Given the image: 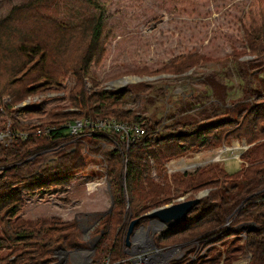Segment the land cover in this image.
<instances>
[{"label":"trees","instance_id":"trees-1","mask_svg":"<svg viewBox=\"0 0 264 264\" xmlns=\"http://www.w3.org/2000/svg\"><path fill=\"white\" fill-rule=\"evenodd\" d=\"M88 2L100 9V13L77 27L49 21L36 10L37 0L14 7L7 18L0 20V87L6 84L3 90L9 93L7 96L11 99L6 110L16 107L17 111L40 115L44 112L45 103L27 109L21 108L19 104L37 90L53 83L59 84L61 78L70 72L78 79L70 96L71 108L74 110H52L46 117L44 123L54 127V130L45 134V124L22 126L14 122L12 129L17 131L12 135L14 142L9 146L0 144V252L10 251L3 257L0 255V264H49L57 250L71 251L80 246L81 232L76 221L64 222L56 218L26 220L21 212L24 207L22 192L34 195L35 191H40L42 195L54 185H68L72 180L71 173L86 166L84 158L71 148L77 137L69 136L66 126L68 122L81 117H90L92 120L115 117L118 121L138 122L152 129H148L152 134L148 133L130 145L126 156L123 157L120 151L114 149H108L106 153L108 175L115 191L111 213L101 221L107 229L102 250L105 257L109 256L111 264H131L126 260L125 253L128 225L135 219H138L135 227L146 224L149 218L145 213L150 208L162 207L170 197L171 186L166 179L165 163L190 152L217 147L229 138L246 140L249 148L241 155V159L247 165L230 174L216 165L204 169L201 167L192 173L173 174L177 192L193 193L205 188L210 191L189 212L184 222L156 236L155 243L167 247L163 242L169 240L170 236L182 233L193 236L197 230L200 235L190 239V242L199 239L203 243L205 239L216 235L240 234L245 236L243 244L235 251H229L232 254L229 259H234L238 253H248L251 254L249 264H264V103L240 110L236 105L232 109L233 112L236 110L232 119L222 117L225 112H214L212 119L204 121L198 116L178 117L165 127L164 134L156 132L160 122L151 124L149 120L147 123L145 118L125 107L127 90L114 92L105 89L95 77L92 78L91 91L86 90L84 79L90 75L92 65L102 62L106 43L103 37L105 10L94 0ZM46 22L52 24L57 34L61 35L55 52L50 51L49 44L41 36L37 38L32 33L33 24L39 26ZM242 22L249 56L261 59L264 56V0H252ZM233 50L234 59H241L248 54ZM206 61V56L191 53L179 57L161 70L136 69L132 74L142 77L162 73L181 76ZM247 64L249 61L240 62L245 74ZM12 87L16 89L10 90ZM39 130L40 135L37 134ZM20 133L27 135L25 138L17 136ZM83 135L93 140V143L103 141L109 146L111 139H114L117 145H122L119 134L96 131L92 134L84 132ZM61 146L66 149H61ZM51 151H54V155L48 164L52 165L43 168V156ZM150 159L154 160L159 170L157 178L151 175ZM124 183L128 194V210ZM231 214L234 216L232 225L226 231L221 227ZM246 224L253 226L247 225L246 231L238 229ZM218 242L216 237L204 245L215 246ZM183 243H189V240ZM219 255L220 250H217L213 257L203 255L190 264H205L201 262L202 257L207 262L219 260Z\"/></svg>","mask_w":264,"mask_h":264},{"label":"rangeland","instance_id":"rangeland-1","mask_svg":"<svg viewBox=\"0 0 264 264\" xmlns=\"http://www.w3.org/2000/svg\"><path fill=\"white\" fill-rule=\"evenodd\" d=\"M31 1L35 0H0V20L7 18L14 7H20ZM37 1L35 8L40 14L51 22L58 21L66 26L77 27L100 13V9L89 3L88 0ZM94 1L105 10L103 37L106 43L102 62L99 65H92L90 75L84 79L88 92L93 88V77L110 91L127 90L125 107L145 118V122L149 120L151 124L160 122L156 132L161 131L163 134L166 132L165 127L172 124L178 117L198 116L204 121L207 118L212 119L214 112H225L226 114H223L222 117L232 119L231 117L236 114V110L232 111L234 106L238 105L240 110L241 108H250L257 103H264V56L261 59L249 56L250 52L243 37L242 20L252 0ZM46 24H39V26H33V24L32 33L37 38L41 36L40 38L49 44L50 51L55 52L59 46L61 35L57 34V29H54L52 24L47 22ZM21 29L25 30L26 28L21 27ZM233 49L238 53L247 52L248 54L241 59H234L232 57ZM191 53L206 56L208 61L181 76L162 73L142 77L132 74V71L136 69L161 70L179 57ZM241 61H249L246 66L247 74L241 70ZM249 71H252L251 74ZM136 76L152 78L125 85L121 83L120 79L122 78ZM61 79L59 84L47 85L21 101L19 105L24 109L45 103L44 112L40 115H29L27 111L14 112L11 119V136L13 133H17L12 129L14 122H18L22 126H39L45 124L46 117L52 110L61 109L65 112L74 110L71 108L70 96L77 86L78 79L72 72ZM5 85L0 87V102H2L5 111L4 115L0 113V131L6 128L3 119H8L11 112L16 110V107L10 111L6 110L11 99L7 96L9 93L3 90ZM11 89L16 88L12 87ZM171 115L174 116L171 117ZM145 128L147 131L148 129L152 131L147 125ZM224 144L231 147L235 145L249 146L245 139L229 138L227 141L223 140L222 144L217 147L201 152H190L175 159L169 163L172 171H169L164 165L166 179L171 186V195L162 206L190 200L191 196L194 199L199 194H203V198L210 191L205 188L193 193L191 191L177 192L174 189L173 174L192 173L198 168L204 169L214 165L230 174L240 170L243 165H247L243 159L237 157L238 154L236 157H232L235 154L234 151L226 152L223 159L215 160L213 158L216 155L214 150L220 149ZM71 148L84 158L86 166L71 173L72 180L68 185H54L50 187L48 193L42 195L40 191H35L34 195L22 192L24 207L21 216L26 220L56 218L64 222L76 221L81 232L80 246L76 248L75 252V249L71 250L74 252L73 257L71 253H55L49 264H88V259L92 264H95L96 261L99 263L106 256L102 250L105 240L103 242L102 240L107 229L102 226L103 222L101 224V221L111 213L110 208L115 191L114 184L108 175L106 153H108V149H114L120 151L124 157L130 147H125L124 144L114 145L113 142H110L109 146L103 141L93 143L89 137L82 135L75 140ZM61 149H66V147L61 146ZM197 154L201 156L196 157ZM53 155L54 151L44 154L43 168L45 165H52V163L48 164V160ZM185 157L187 160L184 159ZM211 159L214 160L209 161ZM149 164L152 170L151 175L157 178L159 170H157L154 160L150 159ZM184 165L187 166L184 167ZM217 178L222 179L223 177ZM89 182H94L97 185L88 191L87 183ZM123 186L127 200L126 209L128 210L126 184L124 183ZM153 209L155 208H150L145 216ZM233 217L232 214L228 216L221 228H225L226 231L230 229ZM154 223L155 221L149 218L146 224L140 226L147 230V235L153 243H155L154 238L164 232H159V225ZM188 227L189 225H187ZM134 228L135 231L139 227L134 226ZM243 228L247 230L248 226L238 229L246 231ZM99 230L101 231L98 232ZM153 234H155L154 237ZM199 235L200 232L197 230L193 236L188 233L170 236L169 240L163 242L167 247L158 246L155 243L157 248H164L169 252L166 257L161 255L156 257L153 262L155 264H175V262L181 261V264H190L203 255L213 257L216 255V251L220 250L219 260L207 262L202 257L201 262L205 264H249L251 254L248 253L244 255L238 253L234 259H229L232 256L229 251H235L242 246L244 235H216L219 242L215 246L210 244L207 247L204 243L216 237L205 239L203 243H200L199 239L190 242V239ZM188 240L189 243H183ZM8 253H10L9 250H3L0 255L3 257ZM83 255L86 257L84 258Z\"/></svg>","mask_w":264,"mask_h":264},{"label":"built area","instance_id":"built-area-1","mask_svg":"<svg viewBox=\"0 0 264 264\" xmlns=\"http://www.w3.org/2000/svg\"><path fill=\"white\" fill-rule=\"evenodd\" d=\"M16 111L17 110L11 112L8 119H3L6 124V128L0 131V143L5 144L6 146L14 142V139L11 136L10 128L12 122L11 119L14 116V112ZM0 113H3V115L5 114L2 102H0ZM66 126L68 128L67 129L68 135L77 138L81 137L84 134V132H87L88 134H92L96 131H100L109 134H119L120 141H122V144H124L125 147L127 146L128 148L130 147V145L134 144L137 140L141 139L144 135L151 133L147 131L145 125L143 124H140L138 122H122V121H118L115 118H97L96 120H92L90 117H81L79 119H75L72 122H69ZM52 130H54V127L46 126V125H44L43 127V131L45 132V134H48ZM40 132L41 131L39 130L37 134L40 135ZM18 135L25 138L27 133H20L17 134V136ZM111 141L113 142L114 145H117L114 139H111ZM248 148L249 146L246 145L245 146L235 145L234 147H231L229 145L224 144L220 149L214 150L216 152V155L213 158H215V160L223 159L226 152L229 151L235 152L234 154L235 156L233 155L232 157H236V155L238 154L237 157L241 158V155ZM199 156L201 155L197 154L196 157ZM184 159L187 160L186 157ZM212 160L214 159H211L209 161ZM165 166L169 171H172L169 163H166ZM185 166L187 165H184V167ZM94 185L97 184L94 182L87 183L88 191L93 189ZM75 251L76 249L74 250V252ZM74 252L73 251L71 252L72 257L74 255L73 254ZM168 252L169 250H166L164 248H157L155 243H153L151 238L147 235V230L144 227H140V226L135 231L133 230V232L130 234L128 245L125 243V253L127 254L126 260L130 261V259L132 258V260L130 261L131 264H155L153 261L155 260L156 257H160L161 255L166 257ZM163 260H166V258H163ZM88 261H89L88 264H92L91 260L88 259ZM95 264H111L110 258L109 256L104 257L102 261H100L99 263L98 261H96Z\"/></svg>","mask_w":264,"mask_h":264},{"label":"water","instance_id":"water-1","mask_svg":"<svg viewBox=\"0 0 264 264\" xmlns=\"http://www.w3.org/2000/svg\"><path fill=\"white\" fill-rule=\"evenodd\" d=\"M149 78H152V77L140 78V77L136 76V77H126V78H122L120 80H121V83H123V85H125L127 83L137 82V81L149 79ZM202 196H203V194H199L194 199L183 200V201L175 203V204H170L167 206L155 208L152 211H150L149 213H147L146 216L159 224V229H160L159 232L166 231L167 229H169L173 225H177V224L184 222L185 219L187 218L189 212L200 203ZM112 204H113V200H112ZM111 208H112V206H111ZM111 208H110V210H111ZM137 223H138V219H135V220H132L129 224L128 231L126 234V240H125L127 245L129 243V236L133 232L134 226ZM246 225H253V224H246ZM246 225H243L242 227H246ZM243 229L246 230L245 228H243ZM152 236L154 237L155 234H153ZM58 252H64V253L68 254V253H71L72 251H65L63 249H60V250H57L55 253H58Z\"/></svg>","mask_w":264,"mask_h":264},{"label":"bare ground","instance_id":"bare-ground-1","mask_svg":"<svg viewBox=\"0 0 264 264\" xmlns=\"http://www.w3.org/2000/svg\"><path fill=\"white\" fill-rule=\"evenodd\" d=\"M123 84V83H122ZM155 224H157V223H155ZM157 225H159V224H157ZM169 256V255H168Z\"/></svg>","mask_w":264,"mask_h":264},{"label":"flooded vegetation","instance_id":"flooded-vegetation-1","mask_svg":"<svg viewBox=\"0 0 264 264\" xmlns=\"http://www.w3.org/2000/svg\"><path fill=\"white\" fill-rule=\"evenodd\" d=\"M156 225V224H155Z\"/></svg>","mask_w":264,"mask_h":264}]
</instances>
